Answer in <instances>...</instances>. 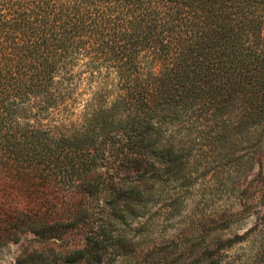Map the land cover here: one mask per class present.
Segmentation results:
<instances>
[{"label": "trees", "instance_id": "16d2710c", "mask_svg": "<svg viewBox=\"0 0 264 264\" xmlns=\"http://www.w3.org/2000/svg\"><path fill=\"white\" fill-rule=\"evenodd\" d=\"M261 176L264 0H0L16 264L205 261Z\"/></svg>", "mask_w": 264, "mask_h": 264}, {"label": "rangeland", "instance_id": "374dc122", "mask_svg": "<svg viewBox=\"0 0 264 264\" xmlns=\"http://www.w3.org/2000/svg\"><path fill=\"white\" fill-rule=\"evenodd\" d=\"M245 208L243 219L224 235L226 241L217 245L211 258L201 261L197 258L171 256L164 263L154 264H264V176L254 178L246 197L240 200ZM31 233L24 234L19 242L9 243L0 250V264H16L18 258L38 244ZM185 261H184V260ZM56 264H87L84 262H58Z\"/></svg>", "mask_w": 264, "mask_h": 264}]
</instances>
